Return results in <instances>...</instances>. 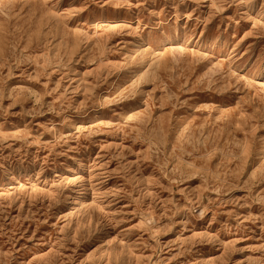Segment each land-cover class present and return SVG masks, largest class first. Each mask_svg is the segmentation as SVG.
Returning <instances> with one entry per match:
<instances>
[{"label": "rangeland", "instance_id": "1", "mask_svg": "<svg viewBox=\"0 0 264 264\" xmlns=\"http://www.w3.org/2000/svg\"><path fill=\"white\" fill-rule=\"evenodd\" d=\"M0 264H264V0H0Z\"/></svg>", "mask_w": 264, "mask_h": 264}]
</instances>
